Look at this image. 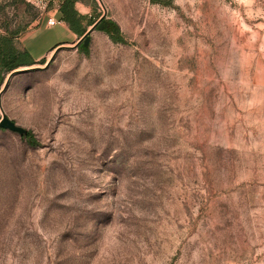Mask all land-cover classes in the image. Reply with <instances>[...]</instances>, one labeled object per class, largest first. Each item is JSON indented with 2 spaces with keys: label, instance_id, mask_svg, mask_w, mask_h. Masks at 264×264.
<instances>
[{
  "label": "rangeland",
  "instance_id": "rangeland-1",
  "mask_svg": "<svg viewBox=\"0 0 264 264\" xmlns=\"http://www.w3.org/2000/svg\"><path fill=\"white\" fill-rule=\"evenodd\" d=\"M60 2L0 0V33ZM87 4L0 84V264H264V0Z\"/></svg>",
  "mask_w": 264,
  "mask_h": 264
},
{
  "label": "trees",
  "instance_id": "trees-1",
  "mask_svg": "<svg viewBox=\"0 0 264 264\" xmlns=\"http://www.w3.org/2000/svg\"><path fill=\"white\" fill-rule=\"evenodd\" d=\"M59 14L61 20L64 21L70 30H72L78 37L84 36L88 32L90 26L99 23L100 19L96 22V19L92 18V15L82 14L78 8V2H84L87 4V0H60ZM93 6H97L96 2H92ZM111 26L105 29L110 38L114 42H125V37L118 23L111 21ZM21 32L18 29L15 32L0 33V84H3L6 77L13 71L21 69L23 67H31L35 64L46 63V58L36 61L30 52L26 48H21L17 44V38ZM83 51H87L88 48L83 47V42L79 45ZM27 136L30 133L27 132ZM28 143L37 144L36 140L32 137H28Z\"/></svg>",
  "mask_w": 264,
  "mask_h": 264
},
{
  "label": "crops",
  "instance_id": "crops-1",
  "mask_svg": "<svg viewBox=\"0 0 264 264\" xmlns=\"http://www.w3.org/2000/svg\"><path fill=\"white\" fill-rule=\"evenodd\" d=\"M76 6L82 14L88 15L90 13V5L84 2H78ZM59 7L56 9V12L54 14L51 13V15H55L56 19L58 20L55 25H49L46 21H44L37 28L25 33L21 37L23 48H26L36 61L48 57V55L52 53L54 49H57L61 45L71 43L77 38V35L72 30H70V28L64 21L61 20V16L59 14ZM48 18L49 17H47V19ZM59 28L60 32L65 36L64 40L58 37L55 44L50 49H46L45 47L39 46L38 40L42 36H44L48 32L55 31Z\"/></svg>",
  "mask_w": 264,
  "mask_h": 264
},
{
  "label": "water",
  "instance_id": "water-1",
  "mask_svg": "<svg viewBox=\"0 0 264 264\" xmlns=\"http://www.w3.org/2000/svg\"><path fill=\"white\" fill-rule=\"evenodd\" d=\"M101 21V20H100ZM100 21H99V23L97 24V26L99 27V25H100ZM96 27V25H94V27H92V29L93 28H95ZM91 30H89L83 37L85 38L87 35H89V32H90ZM83 39V38H82ZM82 39L79 41V45H80V43H81V41H82ZM19 71H22L21 69H18V70H15V71H13L11 74H10V76H9V78H8V80H10V78L15 74V73H17V72H19ZM0 128H4V129H9V130H12V131H14V132H19V133H24L25 132V129L23 128V127H20V126H18L13 120H11L10 118H8L7 116H3L2 117V119H1V121H0Z\"/></svg>",
  "mask_w": 264,
  "mask_h": 264
},
{
  "label": "built area",
  "instance_id": "built-area-1",
  "mask_svg": "<svg viewBox=\"0 0 264 264\" xmlns=\"http://www.w3.org/2000/svg\"><path fill=\"white\" fill-rule=\"evenodd\" d=\"M29 1L32 2V3H34L35 5H37L39 8H41L43 10L48 9L49 8V5H50V2H51V0H29ZM56 9L51 10L50 12H48V14L50 16L48 18L47 23L49 25H55L58 22V20L56 19L55 15H51V13L54 14L56 12ZM0 93H1V91H0Z\"/></svg>",
  "mask_w": 264,
  "mask_h": 264
}]
</instances>
